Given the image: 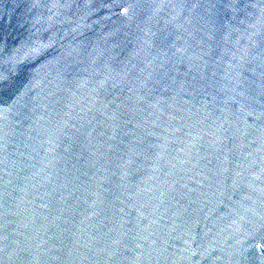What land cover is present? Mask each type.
Returning a JSON list of instances; mask_svg holds the SVG:
<instances>
[{"label": "water", "instance_id": "water-1", "mask_svg": "<svg viewBox=\"0 0 264 264\" xmlns=\"http://www.w3.org/2000/svg\"><path fill=\"white\" fill-rule=\"evenodd\" d=\"M0 264H264V0H0Z\"/></svg>", "mask_w": 264, "mask_h": 264}]
</instances>
